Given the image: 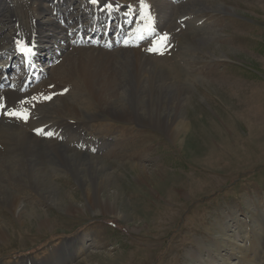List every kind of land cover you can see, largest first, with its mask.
Masks as SVG:
<instances>
[{
    "label": "rangeland",
    "instance_id": "obj_1",
    "mask_svg": "<svg viewBox=\"0 0 264 264\" xmlns=\"http://www.w3.org/2000/svg\"><path fill=\"white\" fill-rule=\"evenodd\" d=\"M18 1L0 0V67L20 21ZM107 1L123 10L135 8L131 14L137 17L139 0ZM24 3L27 24L37 16L44 22L51 19L47 9L35 14L37 0ZM82 4L74 2L71 13L86 14ZM149 4L151 18L159 24L169 18L172 24L165 29L170 38L164 48L147 46L156 37L135 46L160 71L148 69L144 76L151 88L164 89L159 107L152 103L158 98L150 96L147 85L140 98L114 92V86L102 102L82 83L76 88L61 87V81L52 85L51 54L42 51L44 60L38 62L45 74L24 92L42 95L45 86L54 87L45 96L50 99L44 97L32 109L46 116L45 123L58 119L52 107L62 98L92 114L83 119L64 112L61 118H73L75 126L62 130L58 142L82 154L86 182L80 184L69 167L47 160V150L41 147L45 177L37 188L32 178L22 177L15 146L8 145L5 161L0 160V189L8 193L0 194V224L5 229L0 264H205L199 257L209 264H244L241 257L255 231L261 233L256 237L258 259L264 260V0ZM193 5V11L183 13ZM137 20L136 26L143 27ZM189 35L196 43L183 45L185 38L193 41ZM124 48L107 51L117 72L123 70L117 63L118 49ZM118 81L115 78V84ZM13 85L25 94L19 83ZM134 101H142L136 110L139 117L104 109L107 102L116 107ZM3 110L0 106V118ZM150 114L158 120H150ZM181 120L186 128L175 135ZM11 197L17 198L16 209L9 207Z\"/></svg>",
    "mask_w": 264,
    "mask_h": 264
},
{
    "label": "bare ground",
    "instance_id": "obj_2",
    "mask_svg": "<svg viewBox=\"0 0 264 264\" xmlns=\"http://www.w3.org/2000/svg\"><path fill=\"white\" fill-rule=\"evenodd\" d=\"M37 1L38 3L34 9L35 14L42 15V13L47 9L49 17L51 15V19H49L48 21L46 20L44 22L39 19L42 18V16L41 17L37 16L38 19L37 18H34L33 20L30 19L29 20L30 22L27 24L25 18L27 17L28 7L25 5L26 2L24 3V0H21V2L19 0L17 3L20 5L18 8L20 10L19 11L20 21L18 24H16L17 25L16 29L14 30L11 38L13 43L7 47L11 53H13L14 50L19 47L18 45L30 46L32 42L37 43L38 52L36 56L33 57L31 54H28L27 56L28 58L26 59L27 61L33 59L37 61L40 60L43 61L44 58H42L41 54L42 51L44 50H46L48 53L51 54L50 58L60 59V63L58 62L57 64L50 66L51 74H52L51 75L52 78L50 77L51 78L50 83H52V85H54L56 82L61 81L63 82V85L61 87L65 88L67 86H75L76 88L78 83H82V85H84L85 88H87L92 93H94L95 96L97 95L101 96V98L99 99L100 102H102L101 101L102 98L106 99L103 96L112 93L114 86H115L114 92L117 91L118 93H121L123 95L129 94L130 96L137 95L139 97L140 93H142L140 92L142 91L141 89L147 85L149 87V91L151 94L150 96L153 95L154 97L158 98V101L156 100L157 102H152V103H155L159 107L160 105L159 103H161L162 100V94H164L163 92L164 89L160 88L158 91L155 90V88H151L150 82L148 81L145 82L144 76H145V72H148V69H153V73H159L160 71L156 69L155 65H153L148 61L146 56L141 54V52L134 47L135 45L134 46L132 45L134 41L142 37H147V36L151 37L154 36L155 34H157L158 36H156V39L153 38L154 40L148 46H150L152 49H156V47H159L160 45H162L161 47L164 48L168 44V43L165 44L166 41L163 39V36L166 34L165 29L172 28L171 27L172 24L170 23L169 18L167 19L166 22L164 21L163 24L162 23L159 24L155 21V19L150 17L149 15V10L151 7V5L149 4L150 0H145L144 3L147 6L143 9H141L140 7L138 10L139 19L137 21L142 20L144 23V26L140 28L136 26L138 22L135 23L133 22V19L129 20L127 17L129 14L133 12L134 10L133 8L123 10L117 4H113L112 8H105L104 4L109 3L107 0L106 1L101 0V3L97 5H93L91 3V0H83L82 11L83 9L84 10L86 9V14L77 11H75V13H71L74 2L79 0H37ZM44 3H47L48 7L47 5L45 7ZM190 7L191 8H187L183 13H188L193 11V9H195L194 5ZM128 10H130V12H128ZM2 11H3V7L1 8L0 6V14H1L0 17L2 16L3 13ZM18 14L19 13H17V15L15 16H18ZM103 16L105 17L108 16V17L107 19L103 20L102 19ZM188 17L189 16H184L182 17V19L187 20ZM112 19H116V24H117L116 29L119 28L118 30L119 33L120 32L122 34L124 33L125 26L126 29L130 28L129 33H127V37H126L127 43L125 44V46L127 47L124 49H118L119 53L121 52V55L118 53L120 55V57L118 58H120L121 61H117V63L119 64V68L123 67L122 72L124 71L126 75H124V73L122 72H117L118 69L116 68V66H114V63L116 61H114V57L112 53L110 54L109 52H107L109 49H107L106 47L107 45L105 46V44L107 42L110 43L111 41L105 40L104 45H102L103 42L101 44L93 45L92 51H87L88 49L82 48L84 46L81 45L85 42V39L81 37L82 32L89 33L90 30L89 31L87 30V27L89 25L98 26L100 25L101 22L104 21L105 27H109V29H112L113 28ZM1 22L2 20L0 19V23ZM189 37L191 38L192 36L189 35ZM169 38L170 36L167 37V40ZM191 39H193V41L189 40L188 38H185L183 42L181 41V43L183 45H187L190 43L195 44L196 40L194 39V37H192ZM61 43H64L65 45L61 46L60 45ZM66 50H69L68 54H66ZM61 60L63 62H61ZM40 69H41V73H43L46 68L43 69L41 67ZM29 71L31 70L30 69L27 70L26 73ZM33 72H36L35 68L33 69ZM117 77L119 78V81L118 83L115 84L114 81L115 78ZM18 90H16V88L15 89L7 88L6 91L0 89V106L4 109L2 111L4 113H2V117L0 118L1 162L5 161L4 152L5 150H7L8 145L14 144L15 156L18 157L17 162L20 163V167H22L23 169L22 177L25 178L28 177L30 179L32 178V180L34 181L35 185L38 188V185L42 182L43 178L45 177L43 174L44 171L43 163L45 162V160L43 158L44 157L43 154L41 153V149H42L41 147H43L47 150V154H46L47 160L57 163V165L63 167H69L71 171L74 173L76 180H78L80 184L86 182V180H84V178L82 177V173L84 172L83 170L86 168L84 165L85 163L82 161V158H80L82 154L73 150L66 149L63 146L59 145L58 142L62 137L61 135L62 130H64L65 132V130L72 129L75 126L72 123L73 118H71V120L61 118L63 117L64 112L67 111L73 114V117L83 116L82 117L83 119H91L92 114L86 113L84 109L82 110L81 106H79L78 103H71L66 100H63V98L62 100L59 98L61 100L60 101L58 99L59 105H54L52 107L53 113L55 115L53 116L54 117L59 116L58 119L54 118L56 120L55 122L45 123L44 117L46 116L36 115L37 113L34 114V111L32 109L38 107L44 100V97L47 96L48 94L50 95L51 92L55 90L54 87L47 88L45 86V88H43L44 93L42 95H33V96L26 95L25 92H24L25 94H22ZM21 101H25V103L22 104ZM141 104L142 101L141 102L139 101L138 104H136V102L135 104L133 103L128 104V106H125V103L124 104L121 103L119 106L115 107V103L107 102L105 104L104 109L110 112H114L115 114H118L121 117H128L130 115H133L132 117H139V115L136 114L137 113L136 110H138V105L140 107ZM12 110H18L23 112L27 118H17L16 116L7 115V112ZM150 116H152L150 117L151 118L150 120H158L156 116H154L153 114H150ZM47 120L48 118L46 119V121ZM172 121L173 120L171 119V121L168 122H172ZM185 126L186 123L183 120L179 121L178 124L174 127L175 135H179L181 131H184L183 129L186 128ZM40 136H43L42 140L37 139V137L40 138ZM89 163L90 166L92 163L91 162ZM10 174L11 173H9V175ZM10 177L17 178L21 176H10ZM93 181L94 180H92V183ZM93 185L96 187V189L100 188L99 184L97 183L96 185L95 184ZM96 189L95 188L93 189L94 193L96 192ZM49 192L53 193L52 190H50ZM1 193L4 195L8 194L5 193L3 189L2 190L0 189V194ZM8 202L10 208L16 209V207L18 206L17 198L15 197H11L10 201ZM112 208L113 210L115 209V211L117 212V207L112 205ZM28 215L30 216V214ZM120 215L121 214H118V216ZM4 231H5L4 226L0 224V238H2L3 235H5ZM260 234L261 233H259V231H255L253 233V236L250 238L248 248L246 249V253H244V255L241 257V260L244 262V264H264V260L259 261L258 259L257 251L259 249L256 246V239H257L256 237H258ZM199 259L201 262L205 264H209L210 262V261L205 262V260H203L202 257H199ZM68 263L69 262L63 260L59 264H68Z\"/></svg>",
    "mask_w": 264,
    "mask_h": 264
},
{
    "label": "snow or ice",
    "instance_id": "obj_3",
    "mask_svg": "<svg viewBox=\"0 0 264 264\" xmlns=\"http://www.w3.org/2000/svg\"><path fill=\"white\" fill-rule=\"evenodd\" d=\"M91 3L93 5H97V4L101 3V0H91ZM139 5H140L141 9H143V8H145L147 6L144 3V0H139ZM104 7L105 8H112L113 4L109 2V3L104 4ZM163 39L165 41H167L166 34L163 36ZM18 46L20 47V50L22 52H24L26 54H31V49L28 46H20V45H18ZM45 99H50V97H45ZM21 103L23 104V103H25V101H21ZM7 115L16 116L17 118H27L26 115L23 112L18 111V110L9 111V112H7ZM37 131H39V130H37Z\"/></svg>",
    "mask_w": 264,
    "mask_h": 264
}]
</instances>
